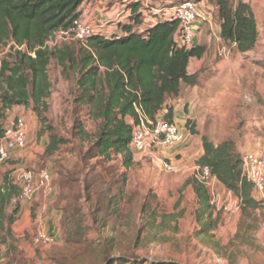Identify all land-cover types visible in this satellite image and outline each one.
Returning a JSON list of instances; mask_svg holds the SVG:
<instances>
[{"label": "rangeland", "instance_id": "rangeland-1", "mask_svg": "<svg viewBox=\"0 0 264 264\" xmlns=\"http://www.w3.org/2000/svg\"><path fill=\"white\" fill-rule=\"evenodd\" d=\"M130 1L135 0L90 2L98 9L108 11L115 4ZM137 1H143L147 17L151 19L156 17V10L178 6L187 0ZM191 1L197 3L206 16V21L199 22L203 29L198 32H201L206 51L216 57L212 59V67L198 75L200 88L193 90L184 86L183 101L180 103L178 99L170 104L174 108L179 103L181 106V119L174 118L185 133L184 141L179 145L134 154V164L127 170L120 156L114 155L109 161L91 159L88 142L82 143L77 138L74 126L79 119L86 132L94 135L99 123L89 119L86 112L78 111L74 104L76 76H64L55 59L48 68L52 87L47 100L48 111L43 116L69 143L55 155L48 156L45 151L49 134L37 137L41 126L32 107H14L7 113L4 127L18 117L25 118L29 143L24 152L17 153L12 161L0 167V185L6 177L15 183V173L20 169L35 173L48 171L52 177L47 191H40L30 201L14 200L8 207V218L18 209L15 219L20 220L21 225L15 229L13 225L12 238L7 235L11 225L7 221L0 223V240L8 236L7 245L16 247L24 262L101 264L105 259L123 256L139 264H264V202L255 199L260 202L258 208H241L231 219L224 213L214 212L212 220L218 219L217 224L213 222L208 231L203 232L199 201L193 186L188 184L197 180L202 167L204 137L215 145L233 141L242 157L247 153L246 148L264 154V0H243L251 5L259 29L258 44L247 54L239 53L235 45L218 40L219 19L213 2ZM122 11L118 13L122 14ZM112 20L99 19L105 25H111ZM147 25L148 21H144L143 25L136 27L137 33ZM62 44L65 43L53 37L48 47L54 49L55 45ZM11 52V45L0 47V61L8 58ZM224 53L228 59L223 58ZM2 87L0 77V91ZM170 163L177 166L176 171L165 170V165ZM98 175L106 182L119 180L122 175L126 178L124 188L118 187L124 190L122 194L116 188H111L110 192V188H103L107 203L121 200L119 216L105 219L103 212L93 214L97 194L92 193L94 201H89L84 181L86 178L93 181ZM28 204L32 206L33 232L23 230L22 207ZM53 212L60 217L58 239L54 236L52 246L35 247L33 235L43 230L41 223L45 225L46 218ZM66 216L70 219L67 227L63 225ZM69 235L73 238L71 242L68 241ZM7 248L0 244V256Z\"/></svg>", "mask_w": 264, "mask_h": 264}, {"label": "trees", "instance_id": "trees-1", "mask_svg": "<svg viewBox=\"0 0 264 264\" xmlns=\"http://www.w3.org/2000/svg\"><path fill=\"white\" fill-rule=\"evenodd\" d=\"M208 1L217 8L221 40L235 45L241 54L253 51L258 44L259 29L251 5L243 0ZM84 2L0 0V47L11 45L12 49L9 57L0 61L3 85L0 91V141L8 126L4 127L7 113L14 107H32L41 126L37 137L49 134L45 154L53 156L69 143L54 131L43 116L48 111L47 100L52 87L48 68L55 59L62 67L64 76H76L74 104L78 111L86 112L89 119L99 123L94 135L86 132L79 119L75 123L77 138L82 143L88 142L90 146L88 156L107 161L114 155L120 156L127 170L134 164L130 145L134 128L140 123L136 107L141 108L151 121L166 111L165 120L174 123L175 108L170 104L181 98L184 86H198V75L189 74L188 68L192 59L202 58L206 48L195 46L187 50L181 47L176 41L179 28L177 21H157L137 33L136 27L143 25L147 9L143 1L135 0L129 4L130 24L123 26L122 35L111 39L95 35L85 45L74 41L50 49L48 42L53 35L68 29L82 16ZM202 146V167H209L221 187L242 199L243 209L258 208L260 202L255 200L252 185L243 177V157L238 153L235 143L229 140L215 145L204 137ZM125 183L124 175L113 182H106L101 175L93 181L86 178L84 184L88 200L94 201L91 194H97L93 214L103 212L105 219L112 215L119 216L122 211L121 200L107 203L103 188H110L108 192L116 188L122 194ZM188 184L193 186L197 195L202 231L207 232L213 222L216 225L218 220H212L214 210L210 204L209 191L197 180L189 181ZM19 193V186L6 177L0 185V223L7 221L11 225L12 229L7 230L11 238L18 209L9 218L7 209L14 200H18ZM63 222L67 227L70 219L66 216ZM8 236L0 240L4 248L8 247L5 254L0 256V264H28L21 259L16 247L7 245ZM71 240L73 238L69 235L68 241ZM101 264L139 262L121 256L113 260L105 259Z\"/></svg>", "mask_w": 264, "mask_h": 264}, {"label": "built area", "instance_id": "built-area-1", "mask_svg": "<svg viewBox=\"0 0 264 264\" xmlns=\"http://www.w3.org/2000/svg\"><path fill=\"white\" fill-rule=\"evenodd\" d=\"M144 16L145 21H148V27L153 26L157 21H177L179 28L176 33V41L187 50L195 47V37L199 31L197 24L207 20L204 13L193 1L156 10L155 18H148L146 12ZM127 21L130 22V17L115 13L111 24L120 26L125 25ZM104 26L105 24L101 21L96 25H91L85 22L81 16L68 29L56 32L53 37L62 43L76 41L85 45L95 35H102L107 38L108 33L104 32ZM119 35H112V37ZM57 46L59 45H55V47ZM16 49L21 50L22 48L16 47ZM136 109L140 123L134 128L130 145L134 154L141 155L152 150L171 149L184 141L185 133L181 127L175 122L170 123L165 120L167 112H161L154 121H151L145 117L141 108L136 107ZM28 143L27 121L24 117H18L8 124L0 141V167L12 161L13 156L17 153L24 152ZM165 170L174 172L177 170V166L174 163L166 164ZM15 174V184L20 188L18 200L23 202L30 201L40 191H47L52 180L48 171L34 173L31 170L20 169ZM243 177L252 185L253 197L264 202V154L247 153L244 155ZM197 180L209 191L210 204L216 214L224 213L231 219L240 212L243 204L242 199L232 192L222 189L209 167L200 168ZM32 244L35 247H48L55 244V237L44 230H38L32 237Z\"/></svg>", "mask_w": 264, "mask_h": 264}, {"label": "crops", "instance_id": "crops-1", "mask_svg": "<svg viewBox=\"0 0 264 264\" xmlns=\"http://www.w3.org/2000/svg\"><path fill=\"white\" fill-rule=\"evenodd\" d=\"M92 0H85L84 4L81 7V12H82V17L85 20V22L91 24V25H96L99 21V19H103V20H108V19H112L113 16L115 15V13L120 12V10L122 11V14H125L126 17H131V9L129 8V4L130 2H126L125 4H115L114 6H112L108 11L107 9H98L97 7L93 6V4H91ZM105 11V12H104ZM125 25L130 24L129 21L125 22ZM125 25H117V24H111V25H105L104 26V32L108 33L107 38L111 39L112 35H119L123 33V26ZM197 29L201 30L203 29V26L201 25V23H198L197 25ZM219 34V39L220 38V31H218ZM201 32H197L196 33V37H195V46H203V40H201ZM219 56H222V53L219 54ZM216 55H212V53L210 52H205V54L202 56V58H194L191 60L188 71L189 74H195V75H201L203 73V71L207 68V67H212V59L215 58ZM224 59H228L229 56L228 55H223ZM199 86H195L193 88V90H197L199 89ZM180 103L183 101L181 98L178 100ZM177 101V102H178ZM180 103L179 105H177V107H175L174 109V113H175V119L179 120L181 119L180 117H182L180 115ZM166 112V111H165ZM29 124V123H28ZM247 153H254V152H250V148H246ZM256 151V150H254ZM257 152V151H256ZM246 153V154H247ZM257 154V153H256ZM31 204L28 205H24L23 208V217H24V228L23 230H27V232H31L33 229H31V219L30 216L32 215V209H31ZM59 220L60 217L56 212L50 213L48 215V217L46 218V224L43 225V223H41V227H43V230H46L48 233L52 234L53 236L57 237L56 239H58L59 236V230H58V226H59ZM20 220H17L16 223L14 224V229L16 227H20ZM33 228V227H32ZM33 232V231H32Z\"/></svg>", "mask_w": 264, "mask_h": 264}]
</instances>
